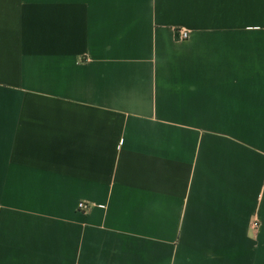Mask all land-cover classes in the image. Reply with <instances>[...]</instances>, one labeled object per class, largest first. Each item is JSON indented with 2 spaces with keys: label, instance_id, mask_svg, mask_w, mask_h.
<instances>
[{
  "label": "crops",
  "instance_id": "obj_1",
  "mask_svg": "<svg viewBox=\"0 0 264 264\" xmlns=\"http://www.w3.org/2000/svg\"><path fill=\"white\" fill-rule=\"evenodd\" d=\"M0 264H264V0H0Z\"/></svg>",
  "mask_w": 264,
  "mask_h": 264
},
{
  "label": "built area",
  "instance_id": "obj_2",
  "mask_svg": "<svg viewBox=\"0 0 264 264\" xmlns=\"http://www.w3.org/2000/svg\"><path fill=\"white\" fill-rule=\"evenodd\" d=\"M189 38V31L185 30V29H182L180 31H178V39L179 40H186ZM78 208L80 210H88L90 208V205L87 204V203H84V202H80L79 205H78ZM254 226H258V223L255 222L253 224Z\"/></svg>",
  "mask_w": 264,
  "mask_h": 264
}]
</instances>
